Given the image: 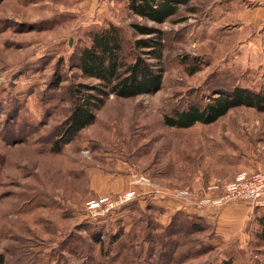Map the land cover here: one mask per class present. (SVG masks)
I'll return each instance as SVG.
<instances>
[{
  "label": "rangeland",
  "instance_id": "1",
  "mask_svg": "<svg viewBox=\"0 0 264 264\" xmlns=\"http://www.w3.org/2000/svg\"><path fill=\"white\" fill-rule=\"evenodd\" d=\"M134 23L152 25L126 0H0L4 264H264V206L227 199L176 209L157 201L158 187L166 197L189 191L213 200L237 175L264 169L262 111L242 106L187 129L164 120L214 91H264V0L179 6L156 26L164 37L160 89L109 97L91 125L53 147L68 113L65 88L83 81L80 49L109 24L130 39ZM127 191L135 196L122 206L89 213V203ZM229 202L233 212L244 206L238 229L202 214Z\"/></svg>",
  "mask_w": 264,
  "mask_h": 264
},
{
  "label": "trees",
  "instance_id": "2",
  "mask_svg": "<svg viewBox=\"0 0 264 264\" xmlns=\"http://www.w3.org/2000/svg\"><path fill=\"white\" fill-rule=\"evenodd\" d=\"M128 9L152 25L134 23V32L126 39L123 29L109 24L90 36L89 45L80 49L77 68L82 82L65 88L69 101L68 113L57 127L54 144L71 142L85 127L95 121L96 112L109 97L132 99L154 93L163 80L164 37L158 25L174 16L179 6L191 0H126ZM90 81L89 83L84 82ZM61 79L54 86L61 83ZM252 107L264 112V91L234 87L221 89L207 96L203 103H187L174 108L165 117V125L187 129L195 124L209 125L225 116L231 109ZM264 238V229L259 234ZM0 264L4 257L0 254Z\"/></svg>",
  "mask_w": 264,
  "mask_h": 264
},
{
  "label": "built area",
  "instance_id": "3",
  "mask_svg": "<svg viewBox=\"0 0 264 264\" xmlns=\"http://www.w3.org/2000/svg\"><path fill=\"white\" fill-rule=\"evenodd\" d=\"M139 183L146 182L143 179L137 180ZM157 192L163 190L158 187ZM209 189L217 190L218 186L210 187ZM173 195L177 198L189 201L196 207L205 206L208 203L217 205L224 200H240L248 201L255 206H264V169L251 174H239L232 182L223 186V196L209 200L204 197L200 199L197 194L190 193L189 191H177ZM135 196L134 191H127L122 194L114 195L113 197L102 196L98 200L88 204L89 213L91 215H105L109 211L116 209L128 201L132 200Z\"/></svg>",
  "mask_w": 264,
  "mask_h": 264
},
{
  "label": "crops",
  "instance_id": "4",
  "mask_svg": "<svg viewBox=\"0 0 264 264\" xmlns=\"http://www.w3.org/2000/svg\"><path fill=\"white\" fill-rule=\"evenodd\" d=\"M144 188H147V187L144 186ZM208 193L214 194L212 192H208ZM160 194L161 195L159 198H161V199L160 200L158 199L157 201L159 203H161L162 205L166 204V205L171 206L172 208H176V209L181 208V206H182L181 204H186L187 207H190V205L187 203V201L185 202L184 199L177 198L174 195H172V197H166L165 195L167 193H165L164 191L160 192ZM232 202L236 203V202H240V201H232ZM232 202H229V204L226 203L227 205L223 204V207L221 205L219 207H213V208H210L207 210H202V211H204L202 214L207 216L208 218H210V217L212 218L213 216H215V217L218 216L219 217L218 221L221 224L229 225V222H231L234 224L233 228L238 229V227H240L242 225V222L244 220V217H243L245 214L243 212L244 206H241V207L238 206V207H240L239 212L238 211L233 212L234 203H232ZM238 205H243V203H239ZM246 208L247 207H245V209ZM196 210H199V209H196ZM196 210H194V211H196ZM199 211H201V210H199ZM247 211H248V208H247ZM263 212H264V210H263Z\"/></svg>",
  "mask_w": 264,
  "mask_h": 264
}]
</instances>
